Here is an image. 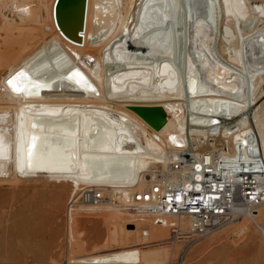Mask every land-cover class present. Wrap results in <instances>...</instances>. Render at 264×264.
I'll return each instance as SVG.
<instances>
[{
  "label": "bare ground",
  "instance_id": "obj_1",
  "mask_svg": "<svg viewBox=\"0 0 264 264\" xmlns=\"http://www.w3.org/2000/svg\"><path fill=\"white\" fill-rule=\"evenodd\" d=\"M189 1L86 0L81 37L68 40L54 25V0H0V33L40 29L0 64V185L66 184L69 200L79 199L66 213L70 227L79 211L100 214L115 242L101 253L72 249L66 264H129L134 248L165 242L173 229L183 240L186 218L150 214L132 193L189 138L224 144L225 173L264 188V0H199L201 11ZM93 189L103 204H81ZM249 220L264 241V201L202 237L243 232ZM163 245L138 248L139 258L160 263Z\"/></svg>",
  "mask_w": 264,
  "mask_h": 264
},
{
  "label": "rangeland",
  "instance_id": "obj_2",
  "mask_svg": "<svg viewBox=\"0 0 264 264\" xmlns=\"http://www.w3.org/2000/svg\"><path fill=\"white\" fill-rule=\"evenodd\" d=\"M191 1L195 2L190 0L188 9L191 7ZM203 6L204 3L198 11H201ZM47 29L49 27H46ZM38 30L40 29L37 28L35 32L28 34L26 27L3 28L0 33V64L6 63L15 53L27 49L37 37ZM18 183L0 185V264H66L73 254L87 255L108 250L103 245L110 238L109 229L100 214L79 211L77 227L72 222L70 227V219L65 213L71 187L44 181L42 178ZM129 221L131 223L126 227L135 229L136 225L132 224V220ZM72 230H76L78 236ZM69 231L76 234L75 238L80 237V241L85 242L84 249L79 251L73 248ZM216 231L193 241L184 251L182 259L178 258V253L182 249L183 241L175 239L170 242V232L165 242L146 243L134 248L137 252L134 258L137 259L132 258L134 262L130 260L132 263L129 264H264V241L251 222L243 232L230 233L219 229ZM113 242L110 240V245H107L108 242L105 245L112 248L115 246L111 244ZM161 244H164L169 253L160 263H148L139 258L140 248L155 249ZM72 249L76 250V253ZM128 250L131 252L133 248ZM70 252L72 255L69 254L68 258Z\"/></svg>",
  "mask_w": 264,
  "mask_h": 264
},
{
  "label": "built area",
  "instance_id": "obj_3",
  "mask_svg": "<svg viewBox=\"0 0 264 264\" xmlns=\"http://www.w3.org/2000/svg\"><path fill=\"white\" fill-rule=\"evenodd\" d=\"M208 141L209 146L204 147L189 138L167 166L153 168L142 188L132 193L136 207L150 214L187 219L186 233L177 234V239H183L179 259L193 240L238 214H250L253 206L264 201V188L256 189V183L251 180L235 182L231 174L225 173L226 146L214 139ZM102 194L100 189L88 191L81 196V204L99 207L105 199ZM77 201L79 199L68 200L67 214ZM172 234H176V229ZM170 238L172 242L174 237Z\"/></svg>",
  "mask_w": 264,
  "mask_h": 264
},
{
  "label": "water",
  "instance_id": "obj_4",
  "mask_svg": "<svg viewBox=\"0 0 264 264\" xmlns=\"http://www.w3.org/2000/svg\"><path fill=\"white\" fill-rule=\"evenodd\" d=\"M86 0H54V25L66 39L81 37L84 25Z\"/></svg>",
  "mask_w": 264,
  "mask_h": 264
},
{
  "label": "snow or ice",
  "instance_id": "obj_5",
  "mask_svg": "<svg viewBox=\"0 0 264 264\" xmlns=\"http://www.w3.org/2000/svg\"><path fill=\"white\" fill-rule=\"evenodd\" d=\"M22 11H27V9H23ZM74 75H80V74L77 72V73H74ZM23 76H25V73L22 72V71H21L20 73L17 74V77H23ZM15 79H16V78H14L13 80H9L8 83H9L10 85H13V89H14V91L19 92L20 89H19L18 87H16L15 84H14V80H15ZM33 139H35V138H33ZM177 199H179V197H177Z\"/></svg>",
  "mask_w": 264,
  "mask_h": 264
}]
</instances>
